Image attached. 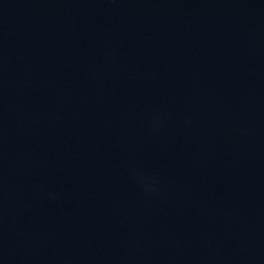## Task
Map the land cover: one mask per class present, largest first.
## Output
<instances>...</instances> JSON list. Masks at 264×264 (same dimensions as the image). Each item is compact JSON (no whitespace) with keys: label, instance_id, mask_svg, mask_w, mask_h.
<instances>
[{"label":"water","instance_id":"obj_1","mask_svg":"<svg viewBox=\"0 0 264 264\" xmlns=\"http://www.w3.org/2000/svg\"><path fill=\"white\" fill-rule=\"evenodd\" d=\"M0 264H264V0H0Z\"/></svg>","mask_w":264,"mask_h":264}]
</instances>
